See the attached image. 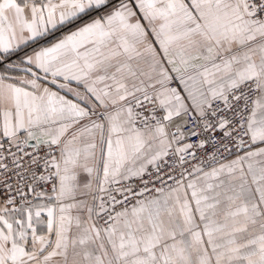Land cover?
<instances>
[{
  "label": "snow or ice",
  "instance_id": "6c2138e0",
  "mask_svg": "<svg viewBox=\"0 0 264 264\" xmlns=\"http://www.w3.org/2000/svg\"><path fill=\"white\" fill-rule=\"evenodd\" d=\"M0 264H264V0H0Z\"/></svg>",
  "mask_w": 264,
  "mask_h": 264
}]
</instances>
